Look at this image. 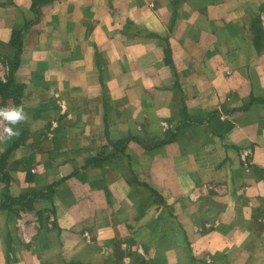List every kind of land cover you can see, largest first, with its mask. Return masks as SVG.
Returning a JSON list of instances; mask_svg holds the SVG:
<instances>
[{
  "label": "crops",
  "instance_id": "0c3cea01",
  "mask_svg": "<svg viewBox=\"0 0 264 264\" xmlns=\"http://www.w3.org/2000/svg\"><path fill=\"white\" fill-rule=\"evenodd\" d=\"M31 7L0 0L1 80L12 27L32 22L4 171L11 196L38 193L2 212L0 264H264V0H53L35 22Z\"/></svg>",
  "mask_w": 264,
  "mask_h": 264
},
{
  "label": "trees",
  "instance_id": "16d2710c",
  "mask_svg": "<svg viewBox=\"0 0 264 264\" xmlns=\"http://www.w3.org/2000/svg\"><path fill=\"white\" fill-rule=\"evenodd\" d=\"M52 0H32V8L34 9V7L36 5H42V4H45V3H48ZM260 18L257 17V19H255V21L253 22L252 24V30L254 31H260L263 33L262 30H260ZM24 23H26L24 26H28L30 23L32 22H28V21H25ZM22 28H18V29H13V32H12V38H11V45L15 47L16 51L14 53V56H13V61H9V80L8 82H3L0 80V94H2L3 96H10L12 98V100L15 102V105H18L19 104V98L20 97V91L18 90L16 84L14 83L13 81V72L16 70L17 66H18V63H19V55H20V52H21V47H22V41H21V36H22ZM254 31V33H255ZM170 51L168 52L167 54V58L169 57L170 58ZM166 62V61H165ZM168 62V60H167ZM169 65H171L170 63H167ZM260 99L258 98H255V97H252L251 96V100L249 103H247L246 106H249L250 104L252 103H256V102H259ZM217 112H211L207 115V117L209 116L210 118H213L214 116L217 117ZM230 126V125H229ZM173 140V137H169L168 139H162L158 142H155L153 143L152 145L148 146V147H145L146 149H155V148H158L170 141ZM124 142V141H122ZM128 142V141H127ZM126 141L123 143V144H120V148L119 150H124L125 149V144L127 143ZM16 147V146H15ZM10 152V149H7L5 152L1 153L0 154V164H3L4 163V160L8 157V153ZM0 178H4V175L2 174ZM127 180L129 181L130 180V177H127ZM134 182L136 183L137 186H140L141 188H143L145 190V196H147L148 198H155L157 197L158 193H156L154 191V189L152 187H150L147 183H144V182H141V181H138L135 177L134 179ZM53 186L54 184H51L49 187H48V191L49 193H52L53 192ZM8 190L6 192H3L1 195H2V200L0 201V209H8V210H12V207L11 205L13 203H17L18 204H22L23 206L25 205H30V203H32V199H29V202L30 203H22V201H20V199L22 198H15V197H11L10 195H8ZM35 195V194H33ZM41 195V194H39ZM157 201V200H155ZM162 202V201H161ZM39 215V218H40V213L38 214Z\"/></svg>",
  "mask_w": 264,
  "mask_h": 264
},
{
  "label": "rangeland",
  "instance_id": "374dc122",
  "mask_svg": "<svg viewBox=\"0 0 264 264\" xmlns=\"http://www.w3.org/2000/svg\"><path fill=\"white\" fill-rule=\"evenodd\" d=\"M53 1V0H52ZM52 1H50V2H52ZM50 2H48V3H50ZM48 3H45V4H48ZM45 4H42V5H36L35 7H34V9L32 8V12H33V14H34V18H35V20H33L34 22L35 21H38L37 19H39L40 17H41V14H42V12H41V7L42 6H44ZM25 21H23V22H21L20 24H18L17 26L15 25L14 27H12V30H11V36H12V32H13V29H18V28H22V30H26L32 23H30L28 26H24L26 23H24ZM28 22H30V21H28ZM10 36V40H9V43H8V46L9 47H11V53L7 56L8 58L7 59H5L6 60V64H7V66H8V69H9V61H13V56H14V53H15V51H16V49H15V47L14 46H12L11 45V37ZM22 37V36H21ZM253 39H254V41H256L257 43H263V41H264V34L262 33V32H260V31H255V33L253 32ZM2 43L0 42V47H2ZM9 76H10V74H9V70H8V76H7V78H6V80H1V81H3V82H8V80H9ZM20 93V97H18L19 98V104L18 105H20V101H21V92H19ZM0 96L4 99L5 98V100H9V98L10 99H12L10 96H3L2 94H0ZM4 106V105H3ZM217 117L216 116H214L213 118H212V120H215ZM20 126V123L18 124V125H16V131H21L22 129H21V127H19ZM16 136H18V138H17V140L15 139V140H12V137L10 138V139H5V141H6V146H8V149H10V151L14 148H16L15 146H16V144H17V142H18V140H25V137H24V133H20V134H16V135H14L13 137H16ZM170 136H168V135H166L164 138H162V137H156V138H153V139H151L152 141L151 142H149V144L146 146V147H148V146H150V145H152L153 143H155V142H158V141H160V140H162V139H168ZM125 138V140H127L128 141V138L127 137H124ZM129 138H130V136H129ZM124 142H118V143H115L114 145H112V147H113V151H115L119 146H120V144H123ZM116 145V146H115ZM147 150H149V149H147ZM151 150V149H150ZM6 151V150H5ZM5 151H3V152H5ZM101 151V148H99V150H97V153H96V155H100V152ZM2 152V153H3ZM10 153V152H9ZM9 153H8V157L4 160V163L3 164H0V177H1V175L3 174L4 175V178H0V186H1V194L3 193V192H6L7 190H8V195H10V192H9V188L11 187V185H10V177H9V175H8V173L6 172V171H4L5 169H7V168H10L11 167V165L10 164H8V161H9ZM248 161L246 160V159H243V163L244 164H246V165H248V163H247ZM242 163V166H243V168L244 169H246V167H245V165ZM24 193L25 194H38L35 190H32V192L30 191H25V192H23V195H20L19 196V198H24L25 196H24ZM35 195H34V197H35ZM11 196V195H10ZM50 196H51V193H50ZM137 196V195H136ZM0 197H1V199H0V201L2 200V195H0ZM11 197H14V196H11ZM15 198H17V197H15ZM50 198V197H49ZM30 199H32V203H34L35 202V199H33V198H31L30 197ZM144 199H148V200H155V199H157V201H162V202H164V199L162 198V196H160V194H158L157 195V197H155V198H148L147 196H146V198H144ZM28 199H20V201H22V203H30L29 202V200L27 201ZM16 203V202H15ZM15 203H13V204H15ZM32 203H30V205L32 204ZM12 204V205H13ZM17 204H18V202H17ZM19 206H23L22 204H18ZM15 206H16V204H15ZM17 207V206H16ZM45 210H47V209H45ZM5 211V208L4 209H0V218H3V215H2V212H4ZM20 246H22V245H20ZM24 246V245H23ZM26 246V245H25Z\"/></svg>",
  "mask_w": 264,
  "mask_h": 264
},
{
  "label": "clouds",
  "instance_id": "9594fccd",
  "mask_svg": "<svg viewBox=\"0 0 264 264\" xmlns=\"http://www.w3.org/2000/svg\"><path fill=\"white\" fill-rule=\"evenodd\" d=\"M0 120L5 122L0 140L10 139L16 135V125L25 120L23 105L0 107Z\"/></svg>",
  "mask_w": 264,
  "mask_h": 264
}]
</instances>
